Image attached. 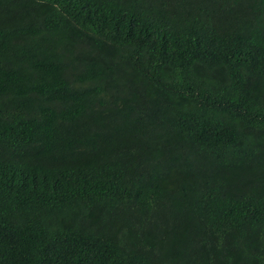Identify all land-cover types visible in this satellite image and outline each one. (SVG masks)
Wrapping results in <instances>:
<instances>
[{
	"label": "trees",
	"instance_id": "obj_1",
	"mask_svg": "<svg viewBox=\"0 0 264 264\" xmlns=\"http://www.w3.org/2000/svg\"><path fill=\"white\" fill-rule=\"evenodd\" d=\"M0 264H264V0H0Z\"/></svg>",
	"mask_w": 264,
	"mask_h": 264
}]
</instances>
